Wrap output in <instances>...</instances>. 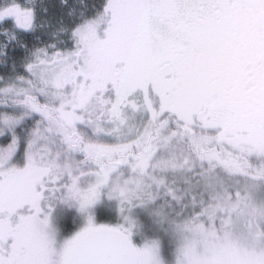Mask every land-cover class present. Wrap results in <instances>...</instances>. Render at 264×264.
Masks as SVG:
<instances>
[{
  "label": "snow or ice",
  "instance_id": "obj_1",
  "mask_svg": "<svg viewBox=\"0 0 264 264\" xmlns=\"http://www.w3.org/2000/svg\"><path fill=\"white\" fill-rule=\"evenodd\" d=\"M0 264H264V0H0Z\"/></svg>",
  "mask_w": 264,
  "mask_h": 264
}]
</instances>
